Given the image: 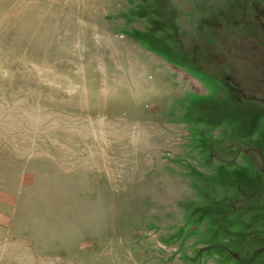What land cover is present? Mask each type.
<instances>
[{
  "label": "rangeland",
  "instance_id": "1",
  "mask_svg": "<svg viewBox=\"0 0 264 264\" xmlns=\"http://www.w3.org/2000/svg\"><path fill=\"white\" fill-rule=\"evenodd\" d=\"M262 99L264 0H0V264H264Z\"/></svg>",
  "mask_w": 264,
  "mask_h": 264
},
{
  "label": "trees",
  "instance_id": "2",
  "mask_svg": "<svg viewBox=\"0 0 264 264\" xmlns=\"http://www.w3.org/2000/svg\"><path fill=\"white\" fill-rule=\"evenodd\" d=\"M209 73V75H211L212 73H210V72H208ZM247 98V95H245L243 92H242V95L240 96V98L239 99H246ZM255 100H257V99H255ZM262 101H263V103H264V99H262Z\"/></svg>",
  "mask_w": 264,
  "mask_h": 264
}]
</instances>
